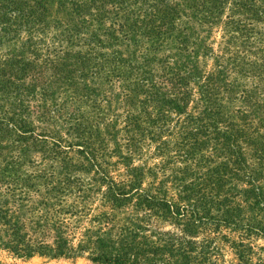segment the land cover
<instances>
[{
	"label": "trees",
	"instance_id": "1",
	"mask_svg": "<svg viewBox=\"0 0 264 264\" xmlns=\"http://www.w3.org/2000/svg\"><path fill=\"white\" fill-rule=\"evenodd\" d=\"M214 28L221 32V50L231 69L242 75L261 71L260 63L245 60L249 57L238 48L264 43V0H0V48L6 46L0 52V102L5 104L0 103V139L8 141L3 149L30 141L64 165L81 167L68 155L74 148L97 170L100 149L93 140L99 122L103 119V128L114 136L120 119L128 145L147 139L160 158L154 167L163 178L154 188L164 192V184L170 183L176 190L170 198L139 195L143 205L156 208L154 214L186 226L207 219L234 223L246 234L264 236V193L258 184L264 178V110H258L264 109V98L258 103L236 79L226 81L220 64L207 72L199 68L198 58L212 54ZM256 49L252 56L264 58V47ZM111 80H119L122 114L111 108V97L102 86ZM233 95H240L250 109L227 110L223 102L235 99ZM80 104L90 111L80 110ZM57 120L67 126L65 134L73 141L65 140L54 126L48 131L39 128ZM244 147L255 166L247 163ZM5 158L9 171L18 164L16 155ZM0 170V183L9 184L5 169ZM142 173L143 167L129 169V183L138 182ZM240 174L247 185L242 193L256 211L255 224L228 220L230 209L213 217L206 203L200 204V212L190 204L194 198L205 200L208 196L201 190L209 187L213 193L207 202L221 207L227 200L222 185ZM110 189L114 203L126 199L128 192ZM6 202H0V248L25 257L73 252L60 233L51 244L27 238ZM232 243L243 258L242 241ZM118 251L92 258L138 263L133 254ZM176 254L181 264L193 261L181 247Z\"/></svg>",
	"mask_w": 264,
	"mask_h": 264
},
{
	"label": "rangeland",
	"instance_id": "2",
	"mask_svg": "<svg viewBox=\"0 0 264 264\" xmlns=\"http://www.w3.org/2000/svg\"><path fill=\"white\" fill-rule=\"evenodd\" d=\"M220 35L219 29L214 28L210 36V41H214L212 54L209 57L198 58L199 68L207 72L217 70L220 64L226 71V81L236 79L240 88L250 90V94L258 99V103L261 102V98H264V58H258L259 55L254 57L251 53L257 51L256 47H264V43H261V46L252 44L250 47L238 48L249 57L244 58L245 60L260 63L261 71L258 74L242 75L231 69L233 65L230 59L227 60V56L221 50ZM4 50L6 46H1L0 52ZM261 54L264 56V53ZM118 82L119 80H111L102 83V86L111 97V108L122 114L124 111L122 107L125 105L118 104L121 97ZM189 87L196 92L194 85L190 84ZM116 94L118 97L114 98L113 95ZM233 96L235 99L230 98L223 102L227 110L250 109L251 106L243 102L240 95ZM0 103L4 104V101ZM80 108L85 112L90 111L87 105L80 104ZM106 112H108L106 117H110L112 110ZM103 125L102 119L98 126L99 134L93 140L100 149L97 170L89 166L74 148L68 155L72 162L82 163L81 167L64 165L58 156L42 153L39 147L30 141L20 144V148L4 150L3 147L8 145V141L0 139V169H5L2 172L10 179L9 184L0 183V202L7 201L6 206L18 218L23 225V231L27 233V238L33 242L42 240L51 244L54 235L60 233L73 250L66 256L50 258L39 254L19 256L0 248V264H112L102 258L92 257L101 254L108 257L119 252L118 250L133 254L138 261L137 264H181L182 260L176 254L177 247H181L192 257L193 261L189 264H193L194 260L201 264H264L263 235L246 234L245 230L234 223H213L211 219L186 226V222L178 224L167 218L161 219L154 214L155 207L148 208L143 205L139 201V195L143 193L156 199L162 196L170 198L174 196L176 190L170 183L164 184V192L154 188L157 181L163 177L154 167L158 165L160 158L154 155L153 144L150 141L145 139L130 146L125 139V129L120 119L116 122L114 136H110L108 134L110 129L105 130ZM52 126L65 140H74L65 134L67 126L63 125L61 120H57L54 125L43 123L39 128L48 131ZM244 148L247 163L255 166V159L250 156L247 147ZM4 155L5 160L8 159L7 155L18 157V164L10 171V166L5 167L3 164ZM218 159L215 157L213 160ZM191 166L197 171L195 166ZM212 166L211 163L208 165L210 168ZM133 167H143V173L138 182L130 184L129 180L133 181V178L129 174V169ZM148 168H151L155 175L152 171L148 172ZM242 178V175L239 178L232 177L229 184L222 185L225 192L223 196L227 199L224 203L228 204L222 203L220 207L207 202L213 193L209 187H203L201 190L208 196L205 200L198 202L191 196L194 199L189 202L196 205L195 209L198 212L201 211L200 204L206 203L204 208L208 209L213 217H218L221 211L230 209L231 215H228V220L255 224L253 216L256 211L248 206L252 204L242 193L247 187ZM258 184L264 193V178L259 179ZM110 188L128 192L126 199L114 203L110 199L112 191ZM238 240L244 244L241 248L243 258L238 257V249L232 243Z\"/></svg>",
	"mask_w": 264,
	"mask_h": 264
}]
</instances>
